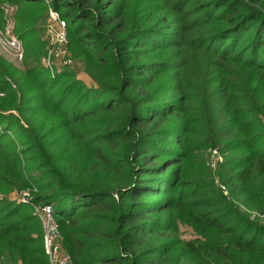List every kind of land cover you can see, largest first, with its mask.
Segmentation results:
<instances>
[{"label":"trees","instance_id":"obj_1","mask_svg":"<svg viewBox=\"0 0 264 264\" xmlns=\"http://www.w3.org/2000/svg\"><path fill=\"white\" fill-rule=\"evenodd\" d=\"M6 1L0 264H49L25 190L74 264H264V0ZM50 9L90 83L43 65Z\"/></svg>","mask_w":264,"mask_h":264},{"label":"built area","instance_id":"obj_2","mask_svg":"<svg viewBox=\"0 0 264 264\" xmlns=\"http://www.w3.org/2000/svg\"><path fill=\"white\" fill-rule=\"evenodd\" d=\"M46 54L43 57V65L49 69L51 74L70 68L73 64V57L69 50V35L67 22L60 13L54 9L49 10L45 24ZM0 44L4 52L17 61L24 59V46L22 40L7 26L0 25ZM0 51V53H2ZM14 88L17 85L11 82ZM6 91L0 85V98H4ZM225 189L224 187H222ZM13 200L28 204L33 208L34 215L40 221L43 230V243L49 264H74L62 244V233L59 222L56 218L55 208L51 204L34 202L32 191L25 190L12 195Z\"/></svg>","mask_w":264,"mask_h":264},{"label":"rangeland","instance_id":"obj_3","mask_svg":"<svg viewBox=\"0 0 264 264\" xmlns=\"http://www.w3.org/2000/svg\"><path fill=\"white\" fill-rule=\"evenodd\" d=\"M6 0H0V4L4 6V15L7 16V17H12L16 14L18 8L14 5H10V4H6ZM14 22H12V20L9 22V25L8 27L13 31L14 30ZM45 29V28H44ZM42 34V37L44 38L45 36V30H42L41 32ZM4 50L0 44V51ZM82 55H85L86 54V51L85 50H82ZM2 55H4V57H6L7 59L11 60V61H14L16 63V65L18 66H21L22 62L23 61H17V60H14V58L12 57V55L10 56L8 53L2 51ZM73 54V53H71ZM73 57V55H72ZM76 59V57H75ZM74 57H73V61H74V64L69 68L70 70H72L73 72H78L79 75H84L82 76V78L85 79L86 83H90V78L88 76H86L84 73L85 71L83 70V65L80 63L81 60H75ZM14 130V128H13ZM206 160L207 161V165L209 166V168L213 171V172H216L218 166L220 163H222L224 161V157L222 154H220L219 150L218 149H210L207 151V155H206ZM222 188V187H221ZM223 189V188H222ZM224 190V189H223ZM225 193L227 194L226 190H224ZM12 197V196H11ZM181 236L183 239H186V240H190V239H193L194 238V233L193 231L190 229V228H187V227H181Z\"/></svg>","mask_w":264,"mask_h":264},{"label":"crops","instance_id":"obj_4","mask_svg":"<svg viewBox=\"0 0 264 264\" xmlns=\"http://www.w3.org/2000/svg\"><path fill=\"white\" fill-rule=\"evenodd\" d=\"M82 76H84V75H80V78H82ZM84 79V78H83Z\"/></svg>","mask_w":264,"mask_h":264}]
</instances>
